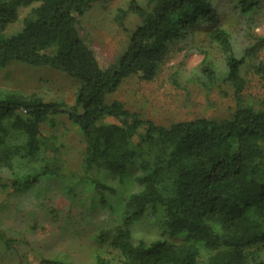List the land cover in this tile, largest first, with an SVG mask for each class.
I'll return each mask as SVG.
<instances>
[{
    "label": "trees",
    "instance_id": "trees-1",
    "mask_svg": "<svg viewBox=\"0 0 264 264\" xmlns=\"http://www.w3.org/2000/svg\"><path fill=\"white\" fill-rule=\"evenodd\" d=\"M99 1L106 0H0V69L19 63L79 83L72 106L0 91V170L14 174L12 193L61 178V168L50 164L58 146L43 136L42 126L54 127L65 117L84 143L83 171L98 177L89 180L90 187L104 189L110 180L122 184L131 167L136 171L135 192L110 243L117 257L113 263L98 256L95 264H264V111L241 104L240 72L255 50L235 54L233 38L219 26L218 0H149L146 8L133 1L129 10L141 25L115 64L103 69L79 28ZM234 2L240 14L251 15L263 0ZM33 5L22 30L7 37L19 8ZM201 25L211 27L208 37L224 67L219 71L204 58L202 85L208 92L217 81L232 86L238 106L232 119L201 118L164 128L120 102L107 103L131 77L154 81L169 52ZM253 68L264 81V63ZM176 80L170 78L174 86ZM157 212L167 239L132 243L131 226Z\"/></svg>",
    "mask_w": 264,
    "mask_h": 264
},
{
    "label": "rangeland",
    "instance_id": "rangeland-1",
    "mask_svg": "<svg viewBox=\"0 0 264 264\" xmlns=\"http://www.w3.org/2000/svg\"><path fill=\"white\" fill-rule=\"evenodd\" d=\"M133 1L141 8L149 2H95L79 21L81 35L103 69L115 64L141 25L139 17L129 10ZM36 7L19 8L17 21L7 27L5 35L19 33ZM214 7L220 28L233 38L235 54L241 57L245 51L255 50L254 58L240 72L245 82L241 104L264 111V81L253 68L264 63V0L251 15L240 14L234 0L215 1ZM210 30L207 25L196 28L191 39L169 52L154 81L131 77L107 103L120 102L130 113L164 128L201 118L218 122L232 119L238 107L232 86L217 81L208 92L199 74L204 58L219 71L224 69L218 48L209 40ZM171 77L177 79V87L170 82ZM78 88V82L49 69L19 63L0 69V91L44 102L72 106ZM42 134L58 146V156L50 164L61 168V178L45 180L35 190L18 195L9 188L14 174L6 168L0 170V184L4 185L0 186V264H95L98 256L114 263L117 253L110 243L122 222L125 202L135 192V168H130L124 183L110 180L104 182V189H93L89 180L98 177L82 169L85 147L77 129L61 117L54 127L42 126ZM162 221L159 212L146 214L130 228L132 243L166 240ZM260 252L264 259V246Z\"/></svg>",
    "mask_w": 264,
    "mask_h": 264
}]
</instances>
